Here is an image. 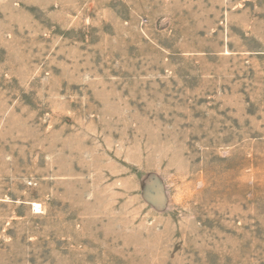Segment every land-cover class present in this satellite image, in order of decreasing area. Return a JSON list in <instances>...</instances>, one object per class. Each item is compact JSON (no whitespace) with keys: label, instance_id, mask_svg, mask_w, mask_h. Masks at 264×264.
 <instances>
[{"label":"rangeland","instance_id":"374dc122","mask_svg":"<svg viewBox=\"0 0 264 264\" xmlns=\"http://www.w3.org/2000/svg\"><path fill=\"white\" fill-rule=\"evenodd\" d=\"M0 264H264V0H0Z\"/></svg>","mask_w":264,"mask_h":264}]
</instances>
